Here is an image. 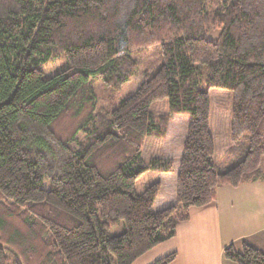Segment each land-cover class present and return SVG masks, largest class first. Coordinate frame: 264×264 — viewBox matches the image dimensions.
<instances>
[{"label": "trees", "instance_id": "16d2710c", "mask_svg": "<svg viewBox=\"0 0 264 264\" xmlns=\"http://www.w3.org/2000/svg\"><path fill=\"white\" fill-rule=\"evenodd\" d=\"M43 49L63 60L52 77L41 67L50 54L37 58ZM150 49L161 58L117 100L141 74L132 54ZM95 79L113 101L108 112L98 111ZM210 89L233 98L219 162ZM157 101L169 114L151 112ZM170 114L190 122L176 203L155 211L161 184L136 185L174 172L173 159L142 152L148 138H166ZM263 160L264 0H0V264H135L221 187L264 183ZM223 256L264 264L245 242Z\"/></svg>", "mask_w": 264, "mask_h": 264}, {"label": "rangeland", "instance_id": "374dc122", "mask_svg": "<svg viewBox=\"0 0 264 264\" xmlns=\"http://www.w3.org/2000/svg\"><path fill=\"white\" fill-rule=\"evenodd\" d=\"M212 39L215 37L211 36ZM47 54L49 55V59L46 62V64L41 65L43 69H45L47 75L49 77H52L55 75V73L60 69L63 60L60 56H55L52 52H50L47 49H43L41 55H39L37 58L39 61H42L46 58ZM132 57L137 59L139 61V67L141 74L132 78L130 81L123 84L121 90L117 94V100H125L131 95H133L139 86L141 85L144 77L142 72H144L149 67V63L151 61H156L161 58V49H150V50H142L137 51V53H133ZM93 91L97 94V106L98 111L100 112H108L111 108L109 107L110 102H113L108 98V95L105 93L103 82L99 79H95L92 82ZM209 99H210V132L212 134V137L214 139L215 143V155H214V161L219 162L224 155L225 151L230 147L231 145V138H230V131H231V112L233 107V98L231 92L228 90L223 89H210L209 90ZM151 112L155 115H165L169 114V108H168V102L167 101H157L154 102L150 108ZM190 122V116L188 115H171L170 114V121L168 124V129L166 133L165 139H157L152 138L150 141H147L145 143V148L143 149V158L146 161H149L152 156L154 155L153 150H158L159 154H155V156L161 158L165 154L167 157H170L175 162L176 160V169L179 167L180 163V153H183V146L184 141L187 136V131L189 127ZM83 139V135H79L77 139L71 143V147L78 148V143ZM150 139V138H148ZM179 159V160H178ZM145 178H149L150 182L149 185H152L156 182H159L160 175L159 173L150 172L144 175L142 178H140L138 184L136 185L137 190L140 189V182H142ZM172 177H170V180ZM166 180L165 183H167V190L166 192L172 196L173 190L169 188V186H172L171 181ZM44 185L46 188H48L49 182L46 180L44 182ZM166 193V194H167ZM217 199V198H216ZM170 200V199H168ZM214 203V202H213ZM212 203V204H213ZM211 205V204H210ZM210 210L206 211V209L203 208H193L190 211V217L191 218V225H187V227H183L181 232H197L200 229V226L202 227L205 223H210V228L214 232H220L219 224L217 220L211 215ZM251 217H254L253 215L248 216L246 214L245 219L249 220ZM210 218H214V221H209ZM251 221H256V217L252 218ZM262 221H258L257 223H260ZM187 223L184 222L181 225ZM217 223V225H215ZM180 225V226H181ZM179 226V227H180ZM178 227V228H179ZM185 228V229H184ZM124 227L121 225L118 228L111 229L110 233L111 235H120L124 232ZM221 232H233L232 230H226L222 229ZM216 240H212V243L210 244V247L214 250H216ZM154 250V249H153ZM161 250V249H158ZM185 251H192L194 252L191 259L187 262V258L182 255L180 261L177 264H204L201 257L202 256V250L197 249L190 250L187 248ZM157 252L156 254H160V251H154ZM148 252L146 255H144L141 260H138L135 264H153L156 261H158L160 258L154 254L151 255ZM149 254V255H148ZM146 256V257H145ZM231 263V262H230ZM112 264L114 262L112 261ZM212 264V263H209Z\"/></svg>", "mask_w": 264, "mask_h": 264}, {"label": "crops", "instance_id": "0c3cea01", "mask_svg": "<svg viewBox=\"0 0 264 264\" xmlns=\"http://www.w3.org/2000/svg\"><path fill=\"white\" fill-rule=\"evenodd\" d=\"M151 139L152 138L147 139V141H150ZM153 151L154 155L152 157H157L155 154H159V151ZM142 152H144V150ZM161 158L172 159L167 157L166 154ZM179 158L181 162L182 153H180ZM175 165L176 160L174 162L173 173L159 174V183L162 187L154 205L155 211L173 206L176 203V186L180 163L177 169ZM170 177H172L171 180ZM167 179L170 180L172 184V186H169V188L173 190L172 196L166 192L168 186L165 181ZM149 182V178H145L142 182H140V189L137 190V192L142 193L149 186ZM203 209H206V211L210 210V213H212L211 215L217 220L219 224L220 232H214L211 230L209 222L205 223L202 227L200 226V229L197 232H181L183 227L186 228L187 225H191L192 222L190 221V218L187 223L181 225L177 229V234L173 239L159 245L154 250L150 251L149 254L153 253L151 255H154L157 253L154 251H160V254L156 255L161 259L175 253L176 259L172 264H177L180 261L182 255L187 258V262L191 259L194 252L185 251L187 248L195 251L197 249H201L202 256L200 257L204 264H234L225 260L223 256L224 249L230 245L239 246V244L245 242L264 252L263 182L246 184L238 188L223 186L218 190L216 201L211 205L203 207ZM246 214L248 216L253 215L256 217V221H251L254 217L246 220ZM214 218H210L209 221H214ZM258 221L262 222L257 223ZM215 225H217V223H215ZM222 229L232 230L233 232H221ZM212 240H216L217 242L216 250L210 247Z\"/></svg>", "mask_w": 264, "mask_h": 264}]
</instances>
